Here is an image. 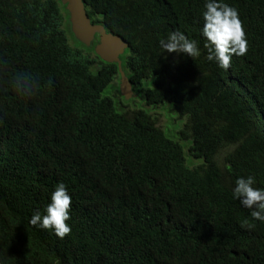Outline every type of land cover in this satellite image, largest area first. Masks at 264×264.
Returning a JSON list of instances; mask_svg holds the SVG:
<instances>
[{"label":"trees","instance_id":"1","mask_svg":"<svg viewBox=\"0 0 264 264\" xmlns=\"http://www.w3.org/2000/svg\"><path fill=\"white\" fill-rule=\"evenodd\" d=\"M205 2L83 0L128 45L145 107L172 106L184 151L159 114L106 92L117 66L71 43L61 0H0V264H264V222L232 197L239 177L264 189V0H224L248 41L226 71L206 59ZM174 31L200 56L163 53ZM59 182L72 198L63 239L29 224Z\"/></svg>","mask_w":264,"mask_h":264},{"label":"clouds","instance_id":"2","mask_svg":"<svg viewBox=\"0 0 264 264\" xmlns=\"http://www.w3.org/2000/svg\"><path fill=\"white\" fill-rule=\"evenodd\" d=\"M203 26L201 35L205 40L207 49L206 59L214 61L217 66L225 71L229 68L232 57L243 56L248 50V41L245 30L235 7L224 0H206L202 12ZM162 52L184 55L191 59L200 56V49L195 40L188 39L182 32L174 31L167 39L159 41ZM17 90L23 95H30L32 84L23 78L16 80ZM255 178L239 177L232 189V197L240 205L250 210L254 221L264 222V189L253 187ZM72 198L67 186L59 182L50 197L44 214L34 212L29 218V224L34 228L51 230L60 239L71 232L70 209ZM249 224V227H254Z\"/></svg>","mask_w":264,"mask_h":264},{"label":"water","instance_id":"3","mask_svg":"<svg viewBox=\"0 0 264 264\" xmlns=\"http://www.w3.org/2000/svg\"><path fill=\"white\" fill-rule=\"evenodd\" d=\"M61 4L65 7L66 30L68 36L70 33L73 38V45L93 52L104 63L116 65L118 73L120 72L121 89L119 88V92L122 97L123 95L126 96V93L122 92V85L125 82L129 90L131 86L128 82L127 73L121 68L120 62L124 63L128 45L119 37L107 33L102 26L91 24L83 0H61ZM124 71L126 75H124Z\"/></svg>","mask_w":264,"mask_h":264},{"label":"rangeland","instance_id":"4","mask_svg":"<svg viewBox=\"0 0 264 264\" xmlns=\"http://www.w3.org/2000/svg\"><path fill=\"white\" fill-rule=\"evenodd\" d=\"M70 41L72 43L73 38L71 37L70 33ZM73 44V43H72ZM128 55V52H127ZM121 63V68H123V70H125V68L123 67L124 65ZM121 70V69H120ZM126 71V70H125ZM124 71V75H126ZM120 73V72H119ZM118 73V79L115 81V83L111 84L110 87H108V89L106 90V92H108L111 94V96H116L117 98H115L116 103L118 104H122L123 106H125V108H128L130 110H143L145 112H147L150 115L153 114H159L158 120H159V125L162 128L163 132L166 134V136H168L170 139H172L173 141L179 142L180 145L183 147L184 151H185V147L188 145V143L186 142H180L179 138H178V134L180 132V130L182 129V124L180 121L177 120L178 116L175 113V111L173 110L172 106L170 104H165L163 105V107L157 108V107H145V102L143 100L142 94L139 91H134V90H129L127 88V84L124 82V84L122 85V92L124 91V94L126 96L123 95V97L120 95L119 92V88L121 89L120 85H121V81H120V77ZM151 87V81L145 82L142 89L145 90L147 88ZM172 111H170V110ZM188 149V147H187ZM187 165L189 167L193 166L192 164L194 163V165H198L201 163V161H194L191 158L187 157Z\"/></svg>","mask_w":264,"mask_h":264}]
</instances>
